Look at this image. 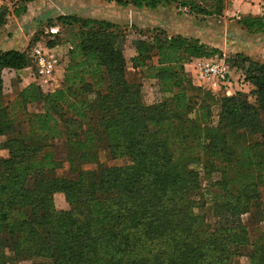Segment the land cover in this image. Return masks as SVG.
Here are the masks:
<instances>
[{
  "label": "trees",
  "instance_id": "16d2710c",
  "mask_svg": "<svg viewBox=\"0 0 264 264\" xmlns=\"http://www.w3.org/2000/svg\"><path fill=\"white\" fill-rule=\"evenodd\" d=\"M34 1L1 6L0 32ZM101 1L204 18L227 8V0ZM56 20L71 50L54 92L34 82L11 98L2 72L33 61L27 52L0 53V148L9 151L0 161V264H233L249 244L242 216L264 221V64L234 60L254 103L241 94L216 99L195 87L186 65L222 51L154 29L130 59L142 80L157 83V102L147 106L142 82L128 77L120 26L74 14ZM238 24L264 34V15ZM101 149L125 164L105 167ZM66 160L70 176L60 174ZM57 194L68 210L57 209ZM250 259L264 264V237Z\"/></svg>",
  "mask_w": 264,
  "mask_h": 264
},
{
  "label": "rangeland",
  "instance_id": "374dc122",
  "mask_svg": "<svg viewBox=\"0 0 264 264\" xmlns=\"http://www.w3.org/2000/svg\"><path fill=\"white\" fill-rule=\"evenodd\" d=\"M17 1L0 0V7L7 6L13 9ZM231 6V0H227V8L222 17L204 18L190 15L187 12L180 15L176 6L161 8L151 12L137 11L132 7H118L115 4H108L101 0H36L28 5V12L24 16L20 18L11 16L7 24L1 28L0 53L7 50L31 53L38 39H51L56 45L50 49L60 58V66L56 76L60 77L62 81L68 66V54L71 50V45L65 43L68 39V32L57 26L58 22L56 19L61 15L74 14L86 18L107 20L120 26L126 32L127 41L124 43L123 53L129 62L128 77L131 80L137 79L142 82L143 102L145 105L151 106L158 99L157 83L153 80H142L140 72L132 68L130 59L137 55L136 43L151 36L153 30L158 28L165 31L168 36L181 35L188 38H196L208 47L222 51L223 55L221 57L215 56L214 58L224 59L230 66L231 86L226 92H212L206 89L207 92L211 93L216 99L229 98L236 94L246 95L250 102L254 103L255 99L251 94L254 87L245 80V71L236 65L234 60L237 55H243L254 62L264 64V34L252 35L243 29L238 24L241 17L237 18L227 12ZM59 30L58 35L60 37L49 36L53 34L52 31L58 32ZM40 45L44 46L45 43L43 42ZM196 60L190 63L192 68L187 67L189 64L186 65V72L192 77L195 87L198 86L197 80L194 79L195 70L193 63ZM13 73L3 71L1 74L5 85V93L11 98H14L20 91L17 77ZM56 84L57 82L54 80L53 83L47 85L50 88H55ZM216 114L217 109H215V119H217ZM99 157L101 164L105 167L125 164L122 159H112L106 149H101ZM90 168L91 166L85 167V169ZM60 174L70 176V165L67 160L64 162V169H62ZM202 188L208 189V182L205 177H202ZM205 194V200L207 201L211 196L207 193ZM68 208L69 205L67 204L66 210ZM241 221L249 234V244L241 246L237 256L233 257V264H251L250 255L253 245L258 239L264 237V221L253 219L251 214L242 216ZM214 223L215 219L212 220V224ZM19 264L32 263L25 261Z\"/></svg>",
  "mask_w": 264,
  "mask_h": 264
},
{
  "label": "built area",
  "instance_id": "2783aa9c",
  "mask_svg": "<svg viewBox=\"0 0 264 264\" xmlns=\"http://www.w3.org/2000/svg\"><path fill=\"white\" fill-rule=\"evenodd\" d=\"M56 34L57 31H52ZM36 79L49 84L56 79L59 56L46 46L37 44L31 51ZM194 65V79L198 86L212 92H226L231 86L230 66L224 59H197Z\"/></svg>",
  "mask_w": 264,
  "mask_h": 264
},
{
  "label": "crops",
  "instance_id": "0c3cea01",
  "mask_svg": "<svg viewBox=\"0 0 264 264\" xmlns=\"http://www.w3.org/2000/svg\"><path fill=\"white\" fill-rule=\"evenodd\" d=\"M232 6L227 11L231 13L233 16L240 18L242 16H254L260 17L264 15V0H231ZM188 68H192V64L187 66ZM14 72L13 75L17 77L18 88L19 90H23L32 83L36 82L43 89L45 93L54 92L55 90L60 88L61 78L56 76L55 88H50L46 83L41 82L36 79V75L34 69L32 67L26 68L20 71L14 70H5V72ZM64 71V70H63ZM9 157V151L6 149L0 148V161L3 159H7ZM55 204L57 209L66 210L67 202L64 194L55 195ZM59 204V205H58Z\"/></svg>",
  "mask_w": 264,
  "mask_h": 264
}]
</instances>
